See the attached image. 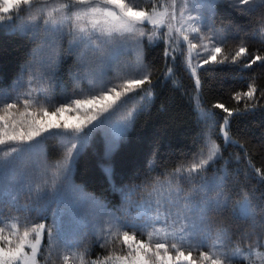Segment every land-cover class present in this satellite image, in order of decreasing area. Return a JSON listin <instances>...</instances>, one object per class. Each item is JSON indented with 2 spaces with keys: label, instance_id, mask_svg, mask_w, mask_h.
<instances>
[{
  "label": "snow or ice",
  "instance_id": "6c2138e0",
  "mask_svg": "<svg viewBox=\"0 0 264 264\" xmlns=\"http://www.w3.org/2000/svg\"><path fill=\"white\" fill-rule=\"evenodd\" d=\"M36 3L0 0V30L28 31L40 38L32 59L23 66L11 89L0 90V178L7 181L4 195L11 197V207L0 210V264H39L37 255L45 235L49 248L78 249V241L64 242L60 225L62 205H67L69 197L91 207L90 223L98 242L103 241L107 247L121 239L126 245L123 255L88 261L83 259L88 251L85 249L79 254L80 264H225L222 256L233 264L242 249L229 247L227 230L216 228L209 217L212 205L219 210L228 205L229 199L222 190L224 178L205 174L223 157L221 146L213 138L215 114L200 104L199 72L205 65H236L242 60L248 61L243 64L245 69L257 62L264 64V55L250 52L243 39L225 52L228 41L239 38L240 32L231 22L220 21L217 26L216 11L218 4L226 3L242 14H250L257 6L264 7V0H147V7L143 0H66L58 6L45 4V8L50 7L46 15L41 10L13 27L11 16L6 14L21 4ZM250 38L264 43V20ZM145 44H163L164 79L175 75L173 65L181 56L194 79L191 98L205 130L203 145L192 154L190 163H181L164 179L156 177L127 192L121 190L125 202L136 209L125 219L107 212L99 200L74 184L72 173L77 157L96 132H103L109 152L115 150L136 115L152 103L151 76L155 69L144 61ZM129 56L133 59H127ZM68 58H73L68 73L73 83L71 91L59 79ZM257 91L253 77L247 91L232 96L237 102L244 101L243 109H230L223 103L212 106L225 114L219 125L225 145L238 143L230 133V118L234 113L255 109ZM259 97H264V88L259 90ZM49 138L60 141L57 159L50 160L45 151ZM248 164L264 180V171L251 161ZM210 188L219 190L214 199L206 195ZM138 189L146 191L147 196L132 201L130 197ZM242 197L237 202L241 216L254 218L248 195L242 193ZM53 204L56 209L51 225L34 222L33 214L46 218L45 210ZM97 209L109 218L98 217ZM137 232L146 239H137ZM255 246L264 247V238ZM204 247L210 250L199 252V259H194L192 250ZM185 248L189 249L187 253ZM253 257L264 264V254L249 246L242 258L248 264H257Z\"/></svg>",
  "mask_w": 264,
  "mask_h": 264
},
{
  "label": "trees",
  "instance_id": "16d2710c",
  "mask_svg": "<svg viewBox=\"0 0 264 264\" xmlns=\"http://www.w3.org/2000/svg\"><path fill=\"white\" fill-rule=\"evenodd\" d=\"M216 11L217 26L220 21L231 22L235 26L234 30L240 32L239 38L228 41L226 53L236 48L243 39L250 52L264 55V43L250 38L264 20V7L257 6L254 12L242 14L225 3L218 4ZM244 29H247V33ZM37 43L38 38L28 31L0 30V90L11 89L23 66L32 57ZM143 55L145 63L155 69L151 76L152 103L136 115L132 127L115 150L109 152L103 132H96L77 157L73 172L76 182L104 199L108 205L125 215L126 219L130 214L134 215L136 209L125 202L121 190L127 192L145 181L156 177L162 179L181 163H186L202 147V133L205 130L196 103L191 98L195 92L194 79L183 66L181 56H177L173 65L175 75L164 79L162 72L166 64L163 44H145ZM247 62L242 60L236 65H205L199 72L202 81L200 104L211 109L220 122H223L225 114L222 110L213 108V105L223 103L230 109H243L244 101L233 100L234 93L247 91V84L253 77L258 89L257 107L234 113L230 118V133L238 143L225 145L222 137H219L223 158L216 161V167L223 174L222 190L229 203L219 210L212 205L209 217L216 228L227 230L229 247L253 246L264 238V180L248 164L251 161L255 168L264 171V97H259V90L264 88V64L257 62L245 69L243 64ZM72 64L73 58H68L59 73V79L69 91L73 87L68 74ZM59 87L57 85V90ZM45 150L50 160L59 158V139L46 140ZM236 157L240 159L237 160ZM218 191L214 188L209 190L213 196L218 195ZM143 192V189L136 190L131 195V200L138 201ZM242 193L249 197L254 218H244L237 209V202L243 199ZM0 203V210L11 207L8 200H0ZM124 230L131 232L130 229ZM136 235L137 239H146V236H140L138 232ZM81 236L77 256L66 255L69 259L64 260L40 254L39 264H80L79 254L85 249L88 250L83 257L85 261L96 260L98 257L103 259L105 255H123L126 251V245L121 239L113 240L105 247L104 243L86 236V232ZM196 243L197 241H193V244ZM184 250L186 253L189 251L187 248ZM209 250L207 247L193 249V258L199 259V252ZM220 259L228 264L223 256ZM233 264H248V261L236 257Z\"/></svg>",
  "mask_w": 264,
  "mask_h": 264
},
{
  "label": "rangeland",
  "instance_id": "374dc122",
  "mask_svg": "<svg viewBox=\"0 0 264 264\" xmlns=\"http://www.w3.org/2000/svg\"><path fill=\"white\" fill-rule=\"evenodd\" d=\"M65 2H66V0H37V3L33 4V5L21 4L19 6V8L13 10L12 12H10L6 15L11 16V23H12L13 27H15L16 25H19L23 21H27L31 15H33V14L39 15L41 10H43L44 15H46L47 11L50 10L51 6H53V5L58 6L60 3H65ZM143 2H144V6L147 7L148 6L147 0H143ZM257 3H259V0H257ZM45 4L49 5L50 7L45 8L44 7ZM192 14L195 15L196 13L193 12ZM5 23H8V21H5ZM244 32L247 33V29H244ZM39 43H40V38H38V43H37L36 48L38 47ZM143 58H144V55H143ZM31 59H32V57L30 58V60ZM127 59L131 60V59H133V57L129 56V57H127ZM144 61H145V59H144ZM195 62L196 61L194 60L193 63H195ZM0 105L2 106V104H0ZM128 107H131V105H129ZM215 119L217 122L216 123V135H214L213 138L216 140V143L221 146L220 141H219V137H220L219 125L222 124L223 122H220V120L216 116H215ZM191 159H192V157L184 164L190 163ZM216 166H217L216 162L214 164L210 165L205 174L208 177H215V176L223 177V174H220L218 172L219 170L217 169ZM73 172H74V169H73ZM162 179H164V178H162ZM72 180H73L74 184L82 187L86 192H88L93 197H95L97 200H99L105 206L107 212L115 213L117 216L125 218V215L121 214L115 208L108 205V203L104 199L100 198L99 196L95 195L94 193H92L91 191L86 189L81 183L76 182L74 180L73 173H72ZM184 186L187 187L186 184ZM6 187H7L6 179L0 178V200H8L11 202V197L4 195V192L6 191ZM209 190L207 191L206 195L210 199L216 198L217 195L216 196L210 195L211 191L209 192ZM146 196H147V192L145 191V192H143L142 196L138 197L139 198L138 201H142L143 199L146 198ZM26 199H27L26 197L24 199H22L21 203L25 202ZM0 205H1V203H0ZM55 209H56L55 204L50 205L49 208L45 210L46 218H42L38 213L33 214L34 222L45 223L46 225H51L52 224V219H51L52 211H54ZM62 209L63 210L60 214V225H61V229H62V233H63V240L66 244H71L73 241H78L79 245H80V243H81L80 239L82 240L81 235H83L85 232H86V236L92 237L95 240H97L96 236L93 234V228H92V225L90 223L89 213L92 211V209L89 205H87V204L80 205L79 203H76L71 197H69V202L67 203V205H62ZM237 209L239 210L238 206H237ZM15 214L18 215V213H15ZM96 215L102 219H105V220H107L109 218V217L104 215L102 210H99V209L96 210ZM99 242L103 243V241H99ZM48 243L49 242H48L47 236L45 235L44 239H42V241H41V246H40L41 252L38 253V255H37L38 261H39L40 254H44L47 257L52 256L53 258L60 257V258L64 259V257L66 255H71V257H73V256H77V254L80 252L79 246H78V249H73L72 251H68V249L66 247H63V246H61L60 248H57V247L49 248ZM239 248L242 249V252L238 258H242L243 256H246L248 254L249 246L239 247ZM253 251L256 253L264 254V247H259V246L253 245ZM253 258L257 259V264H260V259L258 257H253ZM71 259H73V258H71Z\"/></svg>",
  "mask_w": 264,
  "mask_h": 264
}]
</instances>
